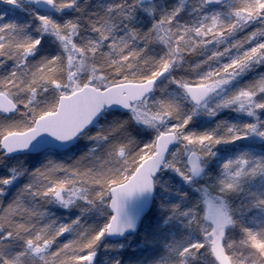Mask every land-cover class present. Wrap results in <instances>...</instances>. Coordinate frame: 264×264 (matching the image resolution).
Returning <instances> with one entry per match:
<instances>
[{"label":"snow or ice","instance_id":"1","mask_svg":"<svg viewBox=\"0 0 264 264\" xmlns=\"http://www.w3.org/2000/svg\"><path fill=\"white\" fill-rule=\"evenodd\" d=\"M0 264H264V0H0Z\"/></svg>","mask_w":264,"mask_h":264}]
</instances>
